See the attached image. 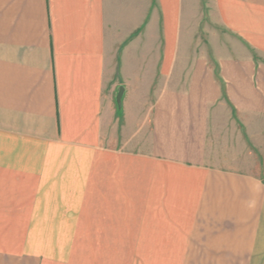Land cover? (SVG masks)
<instances>
[{
	"label": "crops",
	"instance_id": "1",
	"mask_svg": "<svg viewBox=\"0 0 264 264\" xmlns=\"http://www.w3.org/2000/svg\"><path fill=\"white\" fill-rule=\"evenodd\" d=\"M0 264H264V0H0Z\"/></svg>",
	"mask_w": 264,
	"mask_h": 264
}]
</instances>
